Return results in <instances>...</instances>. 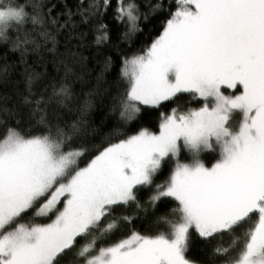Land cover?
Masks as SVG:
<instances>
[{"label":"snow or ice","instance_id":"1","mask_svg":"<svg viewBox=\"0 0 264 264\" xmlns=\"http://www.w3.org/2000/svg\"><path fill=\"white\" fill-rule=\"evenodd\" d=\"M0 49V264H264V0H0Z\"/></svg>","mask_w":264,"mask_h":264},{"label":"trees","instance_id":"2","mask_svg":"<svg viewBox=\"0 0 264 264\" xmlns=\"http://www.w3.org/2000/svg\"><path fill=\"white\" fill-rule=\"evenodd\" d=\"M57 2H64V0H57ZM66 2L69 5H75L77 0H66ZM86 2V0H85ZM142 2H147V0H142ZM111 24V20L109 21ZM159 21L156 22L157 28L159 27ZM119 30L122 31L123 28L122 26H118ZM115 30H114V35H115ZM155 34V33H154ZM61 40H63V37H61ZM91 40L92 36H88V43L89 46L86 47L83 50V54L86 57L85 60V65L86 67L84 69L77 68L76 72L78 75H80L84 81L82 84L80 81H77L74 85L75 90L78 94V96L81 99H84L85 96L84 94L87 93L90 89L96 88L98 95L95 98V107L92 110L91 113V121L95 126L103 127L105 124L111 123L109 119V103L107 102V98L104 96V91L105 89H110L113 86V83L118 75L119 68H120V63H119V56L116 53V50L113 49H106L105 50V55H110L113 57L114 63L113 67L104 72L103 79L101 80L100 84L97 85V76L103 71V57L100 55L95 54L96 50L93 46H91ZM150 42V37L144 35V34H138L137 37L135 38V42L132 45V50H136L140 48L142 45ZM73 44L76 43L75 40L72 41ZM121 47L124 48L125 50H128L129 46L125 42H121ZM17 59V56L8 53L7 54V60L9 63L15 61ZM5 63V52L0 49V68L3 67ZM19 67L15 69V71L12 72V78L13 79H19ZM37 71H47V73L50 76H57L59 78L60 76L63 75L62 70H57L54 68L51 64H48L46 67H38ZM157 121L155 120V114H148L144 116L143 120V125L146 127H150L155 129L157 126ZM99 141H97L98 143ZM137 224V228H138ZM229 238L224 237L223 243L227 244ZM194 255H199V252L194 249L193 251Z\"/></svg>","mask_w":264,"mask_h":264}]
</instances>
